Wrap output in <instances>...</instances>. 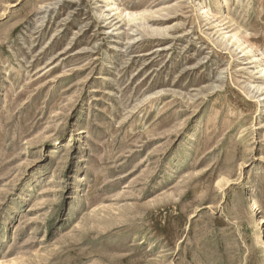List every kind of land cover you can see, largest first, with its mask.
Instances as JSON below:
<instances>
[{"label":"rangeland","instance_id":"rangeland-1","mask_svg":"<svg viewBox=\"0 0 264 264\" xmlns=\"http://www.w3.org/2000/svg\"><path fill=\"white\" fill-rule=\"evenodd\" d=\"M116 3L0 0V264H264V0Z\"/></svg>","mask_w":264,"mask_h":264},{"label":"bare ground","instance_id":"bare-ground-1","mask_svg":"<svg viewBox=\"0 0 264 264\" xmlns=\"http://www.w3.org/2000/svg\"><path fill=\"white\" fill-rule=\"evenodd\" d=\"M105 6L107 9H109L114 14H116L117 13L116 11L119 10V6H117L116 0H105ZM225 18L228 19L229 16L225 15ZM135 19H137V17ZM246 43H249V42L247 41ZM247 48H248V51L250 52L253 50V46L251 44H249ZM255 57L258 60L257 62L258 67H262L261 72L264 74L263 59L261 58L260 54H255ZM239 184H240V179H239ZM249 195L250 196H249L246 209L249 213V218L253 221H256L259 216V209H260L259 201L251 193H249ZM260 220H261V223L264 224V217L260 218ZM260 243L262 247H264V241L261 240Z\"/></svg>","mask_w":264,"mask_h":264}]
</instances>
